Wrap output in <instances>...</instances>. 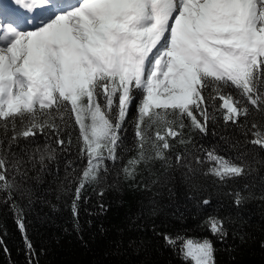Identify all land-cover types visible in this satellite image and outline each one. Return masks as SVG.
I'll return each mask as SVG.
<instances>
[{"label":"snow or ice","instance_id":"snow-or-ice-1","mask_svg":"<svg viewBox=\"0 0 264 264\" xmlns=\"http://www.w3.org/2000/svg\"><path fill=\"white\" fill-rule=\"evenodd\" d=\"M249 105L264 115V0H0V193L9 199L19 187L17 175H27L21 171L26 162L35 166L39 153L43 166L58 149L68 150L69 127L75 126L86 161L79 200L86 185L103 180L108 162L119 161L133 106L137 151L123 167L130 181L154 161L167 164L175 147L169 138L191 144L185 127L206 135L215 112L244 128ZM37 136L52 142L34 149L28 161L12 152L21 139L32 144ZM251 136L247 143L264 150V124L253 122ZM243 156L234 160L209 149L204 161L194 159L209 164L204 175L227 183L245 175ZM175 159L179 164L185 157ZM244 198L237 192L235 204ZM207 224L213 236H227L223 220L208 217ZM164 239L185 264H216L210 239ZM25 242L35 257L26 235Z\"/></svg>","mask_w":264,"mask_h":264},{"label":"trees","instance_id":"trees-1","mask_svg":"<svg viewBox=\"0 0 264 264\" xmlns=\"http://www.w3.org/2000/svg\"><path fill=\"white\" fill-rule=\"evenodd\" d=\"M232 94L239 98L235 90ZM249 108L252 115L244 128L225 123L220 112H215L217 119L209 123L206 135L185 127L184 137L191 144L169 138L175 147L167 164L154 161L130 181L123 167L137 151L133 106L118 148L119 161L108 162L103 180L86 185L79 200L76 189L86 161L79 156L78 132L69 127L63 135L65 140L69 134L72 137L67 151L58 149L55 159L43 166L37 153L35 166L26 162L21 167L27 175H17L19 187L12 197L0 193V264H29L30 259L34 264H185L178 251L165 243V235L210 239L216 264H264V150L247 143L252 123L264 124V115ZM51 142L44 136H37L32 144L21 139L12 152L28 161L29 153ZM209 149L234 160L243 153L245 175L227 183L204 175L209 164L197 165L194 158L204 161ZM177 154L185 157L179 164ZM188 165L195 171L190 172ZM237 192L245 197L239 206ZM205 199L208 205L203 204ZM17 209L24 233L18 227ZM213 216L224 221L227 236L222 239L208 231L207 219ZM25 235L35 257L29 255Z\"/></svg>","mask_w":264,"mask_h":264},{"label":"bare ground","instance_id":"bare-ground-1","mask_svg":"<svg viewBox=\"0 0 264 264\" xmlns=\"http://www.w3.org/2000/svg\"><path fill=\"white\" fill-rule=\"evenodd\" d=\"M7 2H11L12 0H6Z\"/></svg>","mask_w":264,"mask_h":264},{"label":"rangeland","instance_id":"rangeland-1","mask_svg":"<svg viewBox=\"0 0 264 264\" xmlns=\"http://www.w3.org/2000/svg\"><path fill=\"white\" fill-rule=\"evenodd\" d=\"M193 240H195V239H193Z\"/></svg>","mask_w":264,"mask_h":264}]
</instances>
